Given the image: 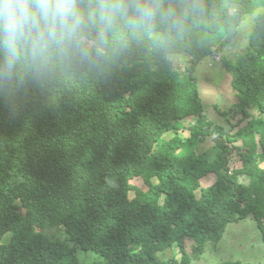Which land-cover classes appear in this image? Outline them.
Here are the masks:
<instances>
[{"label":"trees","instance_id":"obj_1","mask_svg":"<svg viewBox=\"0 0 264 264\" xmlns=\"http://www.w3.org/2000/svg\"><path fill=\"white\" fill-rule=\"evenodd\" d=\"M169 2L199 8L163 43L140 36L67 74L0 84V264H82L73 246L92 264H176L157 256L191 241L195 260L247 217L264 241V13L242 55L223 54L264 0ZM215 53L236 98L226 126L207 120L192 77ZM172 55L189 57V77Z\"/></svg>","mask_w":264,"mask_h":264},{"label":"clouds","instance_id":"obj_2","mask_svg":"<svg viewBox=\"0 0 264 264\" xmlns=\"http://www.w3.org/2000/svg\"><path fill=\"white\" fill-rule=\"evenodd\" d=\"M169 0H0V84L91 65L110 48L163 43L189 10Z\"/></svg>","mask_w":264,"mask_h":264},{"label":"rangeland","instance_id":"obj_3","mask_svg":"<svg viewBox=\"0 0 264 264\" xmlns=\"http://www.w3.org/2000/svg\"><path fill=\"white\" fill-rule=\"evenodd\" d=\"M263 9V10H262ZM256 9L254 12L247 14L242 21L236 37L232 40L229 46L225 47L223 54L227 59L235 61L242 55L244 48L248 47V39L254 27V19L258 13H264V8ZM236 52V53H233ZM212 55L205 60L199 62L195 66L192 77L196 79L198 93L201 100L204 115L207 120L215 125L226 126L225 118L221 117L219 112L228 113L234 112L233 106L236 98L230 84V77L222 68L220 60L222 56L218 53ZM233 54H235L233 56ZM224 56V55H223ZM170 59L173 63V68L180 72L183 78L190 76V60L187 55H172ZM216 60V61H215ZM229 78V79H228ZM218 109V111H217ZM254 116L258 113L252 110ZM235 123L240 117L228 116ZM195 119L187 118L182 122L177 123L176 130L181 136H186L188 131H183L184 128H189L193 125ZM246 122L237 124L238 127L231 131V134L236 132L239 128L244 126ZM174 136L173 132L167 133L163 136L161 141H167ZM218 153L220 148L216 144L207 148V153ZM241 164L238 159L236 151L232 153L230 158V169ZM199 196V193H197ZM133 195L131 194L130 197ZM49 235L56 234V238L64 239L62 228L55 231H48ZM10 233H7L2 238V244L8 242ZM181 244V243H180ZM191 241H186L185 244L167 250L165 253L159 254L157 259L160 261L175 260L176 264H224L227 262H240L241 264H264V241L263 234L258 228L257 222L252 217H247L243 220H238L230 223L222 238L216 244H209L206 251L194 258L191 256L190 249ZM75 255L82 264H92L98 262L101 258L93 252L84 251L78 247L73 246ZM188 254L189 257H185ZM194 260V261H193Z\"/></svg>","mask_w":264,"mask_h":264},{"label":"bare ground","instance_id":"obj_4","mask_svg":"<svg viewBox=\"0 0 264 264\" xmlns=\"http://www.w3.org/2000/svg\"><path fill=\"white\" fill-rule=\"evenodd\" d=\"M218 61V60H217Z\"/></svg>","mask_w":264,"mask_h":264}]
</instances>
